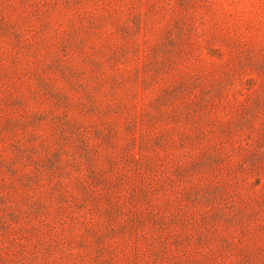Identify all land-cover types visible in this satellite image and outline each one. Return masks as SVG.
Listing matches in <instances>:
<instances>
[{
  "label": "rangeland",
  "instance_id": "obj_1",
  "mask_svg": "<svg viewBox=\"0 0 264 264\" xmlns=\"http://www.w3.org/2000/svg\"><path fill=\"white\" fill-rule=\"evenodd\" d=\"M0 264H264V0H0Z\"/></svg>",
  "mask_w": 264,
  "mask_h": 264
}]
</instances>
